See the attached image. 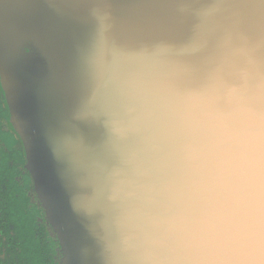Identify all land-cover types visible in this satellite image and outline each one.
<instances>
[{"label": "water", "instance_id": "water-1", "mask_svg": "<svg viewBox=\"0 0 264 264\" xmlns=\"http://www.w3.org/2000/svg\"><path fill=\"white\" fill-rule=\"evenodd\" d=\"M228 4L0 0V96L57 240L59 264H105L108 225L86 177L114 166L116 157L118 177L135 158L128 142L133 125L109 120L98 105L95 82L102 66L135 61L161 87H222L249 47L253 58L264 61V13L243 18ZM252 258L260 264L264 253Z\"/></svg>", "mask_w": 264, "mask_h": 264}, {"label": "clouds", "instance_id": "clouds-1", "mask_svg": "<svg viewBox=\"0 0 264 264\" xmlns=\"http://www.w3.org/2000/svg\"><path fill=\"white\" fill-rule=\"evenodd\" d=\"M228 7L264 13L249 0ZM252 51L224 86L196 92L159 86L135 61L102 66L98 105L133 125L135 146L118 177L117 157L86 177L108 225L105 264H256L264 253V61Z\"/></svg>", "mask_w": 264, "mask_h": 264}, {"label": "flooded vegetation", "instance_id": "flooded-vegetation-1", "mask_svg": "<svg viewBox=\"0 0 264 264\" xmlns=\"http://www.w3.org/2000/svg\"><path fill=\"white\" fill-rule=\"evenodd\" d=\"M8 119V111L0 96V167L10 169V171L4 169L0 171V264H24L26 257H22L19 236L7 214L9 198L12 193L8 184L15 183L22 188L24 195L28 197V210L33 205L35 206V201L37 205L39 204L33 191L32 179L24 168L26 160L20 141L9 128ZM19 192L20 190L15 191L16 194ZM35 220L44 221V214L42 213V216L40 214Z\"/></svg>", "mask_w": 264, "mask_h": 264}, {"label": "trees", "instance_id": "trees-1", "mask_svg": "<svg viewBox=\"0 0 264 264\" xmlns=\"http://www.w3.org/2000/svg\"><path fill=\"white\" fill-rule=\"evenodd\" d=\"M2 169L10 171L8 167H0V171ZM8 186L12 193L7 214L19 236L22 257H26L24 264H59L57 240L52 236L45 220H35L40 214L42 216V208L35 201V206L28 210V197L24 195L22 188L15 183ZM19 190L16 194L15 191Z\"/></svg>", "mask_w": 264, "mask_h": 264}]
</instances>
